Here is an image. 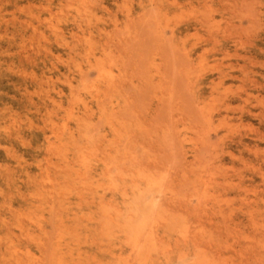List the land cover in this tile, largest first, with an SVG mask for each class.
Instances as JSON below:
<instances>
[{
  "label": "rangeland",
  "instance_id": "1",
  "mask_svg": "<svg viewBox=\"0 0 264 264\" xmlns=\"http://www.w3.org/2000/svg\"><path fill=\"white\" fill-rule=\"evenodd\" d=\"M0 264H264V0H0Z\"/></svg>",
  "mask_w": 264,
  "mask_h": 264
}]
</instances>
